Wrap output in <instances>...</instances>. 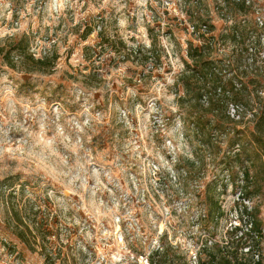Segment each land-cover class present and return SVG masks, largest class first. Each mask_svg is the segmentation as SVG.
I'll use <instances>...</instances> for the list:
<instances>
[{
	"label": "rangeland",
	"instance_id": "obj_1",
	"mask_svg": "<svg viewBox=\"0 0 264 264\" xmlns=\"http://www.w3.org/2000/svg\"><path fill=\"white\" fill-rule=\"evenodd\" d=\"M253 2L0 0V264H217L229 245L247 252L231 231L251 232L239 213L247 204L264 232V180L244 200L225 163L238 150L231 104L248 122L264 97V39L242 52L246 30L264 20V0ZM203 24L211 57L233 70L224 81L244 83L237 102L220 103L208 86L198 101L190 50L205 42ZM210 121L223 123L212 142L200 127ZM216 177L224 214L209 224L205 191ZM251 245L264 254V239Z\"/></svg>",
	"mask_w": 264,
	"mask_h": 264
},
{
	"label": "trees",
	"instance_id": "obj_2",
	"mask_svg": "<svg viewBox=\"0 0 264 264\" xmlns=\"http://www.w3.org/2000/svg\"><path fill=\"white\" fill-rule=\"evenodd\" d=\"M192 19L195 22H198V24H202L201 17H192ZM194 26L195 29H197V24H194ZM240 27L241 24H237L232 28V36L235 39L237 37H241L243 27ZM211 28H213V26ZM246 31L248 36L244 38V42L245 44L248 42V45L247 48L242 50V52L249 51V48L253 44L255 47H257V44L261 45L262 41L261 32H258L257 27L256 29L249 27ZM200 36L204 37L205 42L201 46L196 47H194L191 43L192 48L190 50L191 58L195 63V68L191 71V77L197 82V84L201 85L198 86L200 96L198 101L203 99V92L208 89V86L209 89H213L216 93L220 91L219 94L217 93L218 96H221L219 99L220 103H224L225 101L226 103L237 102L240 96L234 91L239 88V83L241 86L244 85V83L239 80V74L235 76L233 75V77L230 78V81L226 83L224 81V73H233V70L229 67L230 71H227L224 68V63L211 57V53L208 50L214 46V36L207 37L206 34H202ZM102 41L103 43L107 42L109 47L116 51H122L126 48V44L123 40L115 38L111 39L109 37L106 38V36L103 35ZM31 59L34 63L40 65L41 69L48 68L49 58L44 57L35 60V58L31 56ZM226 66H228V64H226ZM261 71L262 68H257L256 74ZM201 81L203 83H201ZM258 93H260L259 90ZM257 98L256 112H254L253 117L249 119L248 122H245V116H240L236 119L227 115V118L229 119L228 127L231 130L229 131V134H227L230 136V148H232V150H238L233 153V160H229L225 163V168L231 172L230 178L233 180L232 183L235 186V189L240 188V196H242V199L244 200H250L253 195L260 193L262 190V181L264 180V97L259 96L258 94ZM209 105H211L213 109H216L217 107L212 105L211 100H209ZM212 123L213 122L210 121L208 125L205 123L200 124L201 131L206 135V137H208L209 142L215 140L214 130L217 131L219 126L223 125V123ZM232 150H229L230 153ZM251 167L256 169L255 174H251ZM225 168L223 170H225ZM218 181V177L213 179L211 183L207 185L205 191V205L207 207V212L204 214V218L201 219L209 224L220 220L224 214V210L222 209L219 200L211 192L213 191L211 188L214 186L216 187V182ZM239 213L240 219L249 223L252 230H250L251 232L249 233L244 232L242 231V227L238 225L232 229L230 237L231 240H234L238 245H241V249H247V252L239 254V248L235 251L230 250V241H228L227 245L229 246L225 248L224 256L220 259V263L217 264H264L262 250H253L254 246L251 245V240L258 242V240L260 241L264 239L263 229H259L258 227V215H256V208H250L247 204H243V206L240 207ZM11 214L13 215V219L16 221L17 228H20L22 222L20 212L13 207ZM254 231L256 234H254ZM16 236L23 242L27 241L25 231L19 232ZM204 248L212 249L213 246L205 245ZM156 253L160 255L162 251L157 250ZM256 254H259L260 256L258 259L256 258ZM247 255H250L251 258H248ZM151 264H155L154 260L151 261ZM208 264H214V260L212 263Z\"/></svg>",
	"mask_w": 264,
	"mask_h": 264
},
{
	"label": "built area",
	"instance_id": "obj_3",
	"mask_svg": "<svg viewBox=\"0 0 264 264\" xmlns=\"http://www.w3.org/2000/svg\"><path fill=\"white\" fill-rule=\"evenodd\" d=\"M235 2H237V3H242V5H244V6H248V7H253V5H254V2H253V0H234ZM260 11V9L259 8H257V13ZM257 21H258V23H257V25L259 26V27H261L262 29H261V36H262V39H264V20H263V18L261 17V16H257ZM193 31H194V33H196L197 32V29H195V26L193 25ZM201 32L203 33V34H207V32L208 33H210V30L208 29V26H207V24H203L202 26H201ZM201 34V33H200ZM239 105H234V104H231V106H230V111H229V113H230V115L233 117V118H236V119H238L239 117H240V113H239ZM254 114V113H253ZM253 114H251V118L253 117ZM264 256V254H263V252H262V257ZM260 256H259V254H256V258L258 259ZM264 258V257H263ZM140 262H141V264H150L149 263V261H148V259L147 258H145L144 256H141V258H140Z\"/></svg>",
	"mask_w": 264,
	"mask_h": 264
}]
</instances>
